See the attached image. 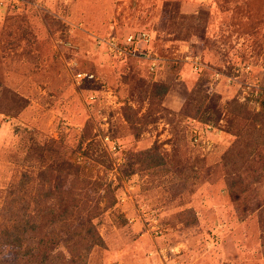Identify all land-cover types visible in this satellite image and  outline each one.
I'll use <instances>...</instances> for the list:
<instances>
[{
	"label": "rangeland",
	"instance_id": "1",
	"mask_svg": "<svg viewBox=\"0 0 264 264\" xmlns=\"http://www.w3.org/2000/svg\"><path fill=\"white\" fill-rule=\"evenodd\" d=\"M140 33L127 56L98 43ZM263 100L264 0H0V209L104 205L92 182L110 181L85 264H264ZM153 145L163 164L126 166ZM73 153L91 172L71 193ZM40 215L34 230L63 229ZM29 242L0 257L34 264Z\"/></svg>",
	"mask_w": 264,
	"mask_h": 264
},
{
	"label": "trees",
	"instance_id": "2",
	"mask_svg": "<svg viewBox=\"0 0 264 264\" xmlns=\"http://www.w3.org/2000/svg\"><path fill=\"white\" fill-rule=\"evenodd\" d=\"M155 90L153 94H157L163 96L166 92V87L163 84H155ZM204 98V99H203ZM199 105L202 107L204 101L206 103L205 112L210 108H213L211 95L205 94ZM262 103L264 102L261 101ZM210 115L204 116L205 121L210 119ZM157 145H153L150 148L139 151L133 154L135 160L133 162H129L126 166H134V168H142L144 167H153L156 165L163 164V158L157 152ZM82 154H87L86 149L82 150ZM71 160L66 163L65 170H68V174L71 175L70 186L68 187V191L74 193L76 189H82L83 187V175L89 174L91 169H85V165L81 164L78 156L74 153L70 155ZM106 170L111 169V164L108 163L105 165ZM106 176L107 174L104 173ZM84 175V176H85ZM86 179L85 184H92L96 188H104L105 193L110 194V197L105 202L104 205H100L99 200L90 202L89 200H81L72 197L68 202L63 203V210L60 213H57L54 210V204L51 201H47L43 203L41 201H37L31 206V201L34 202V198L37 196L35 194H31L27 201L26 205H22L19 201L16 200L15 197H7V201L9 200V205L5 203V205L0 209V253L5 245L14 244L17 241H25L30 240V242L23 246V249L19 251L20 254L27 256V258H32L34 260V264H85L88 258V255L94 246H103L104 242L98 230L96 228V223L93 222V215L91 216L92 210L95 208L96 212H101L105 208L110 207L113 203V185H111L110 181L106 182L107 184L92 182ZM20 183V182H19ZM21 188L25 185L24 182L21 181ZM19 191V188L16 189ZM43 195L46 198L51 197L50 194L52 191L46 187V189H41ZM40 190V191H41ZM11 192V194H13ZM60 199V197H59ZM49 200V199H48ZM60 204V201H56ZM78 213L81 210H87L89 212L88 216H81L78 213L73 215L72 209L76 208ZM41 210V219H49L50 222L54 225H58V220H62L64 222L63 229L53 231L52 229H48L44 232H38L34 230V226L37 225V222L34 221V214ZM75 213V212H74ZM73 215V216H71ZM70 219L67 222L66 220ZM74 219V220H73ZM2 221V222H1ZM32 233V234H28ZM27 234V235H26ZM35 240V241H34ZM61 242V249L53 248L52 246ZM0 264H9L4 259L0 257Z\"/></svg>",
	"mask_w": 264,
	"mask_h": 264
},
{
	"label": "built area",
	"instance_id": "3",
	"mask_svg": "<svg viewBox=\"0 0 264 264\" xmlns=\"http://www.w3.org/2000/svg\"><path fill=\"white\" fill-rule=\"evenodd\" d=\"M145 33H140L138 34L137 37L134 35H128L127 37L124 38V44L121 45L120 40L117 39L116 37H104V38H98V43L101 45H104L106 50L109 51L111 54L117 55L119 57L123 55H131L135 51L134 43L136 38L138 39H144ZM133 46V47H132ZM132 47V48H131ZM155 63L152 62V67H154ZM75 76L79 79L83 76H86L88 78L93 77V74L91 73H85V72H77ZM94 95H90V98H93ZM160 258L162 259L163 262H167L169 259L168 252H159ZM168 264H171L170 261Z\"/></svg>",
	"mask_w": 264,
	"mask_h": 264
}]
</instances>
